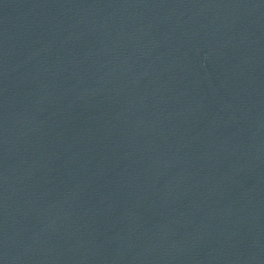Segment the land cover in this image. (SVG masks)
Returning <instances> with one entry per match:
<instances>
[{
    "label": "water",
    "instance_id": "1",
    "mask_svg": "<svg viewBox=\"0 0 264 264\" xmlns=\"http://www.w3.org/2000/svg\"><path fill=\"white\" fill-rule=\"evenodd\" d=\"M0 264H264V0H0Z\"/></svg>",
    "mask_w": 264,
    "mask_h": 264
}]
</instances>
